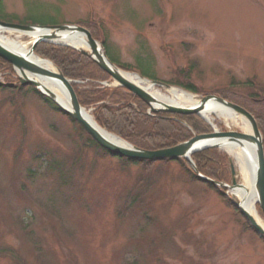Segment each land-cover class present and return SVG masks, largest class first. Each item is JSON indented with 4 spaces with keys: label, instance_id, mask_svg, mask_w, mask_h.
<instances>
[{
    "label": "rangeland",
    "instance_id": "obj_1",
    "mask_svg": "<svg viewBox=\"0 0 264 264\" xmlns=\"http://www.w3.org/2000/svg\"><path fill=\"white\" fill-rule=\"evenodd\" d=\"M0 12L18 25L98 27L116 65L202 92L193 96L251 103L264 93V0H4ZM12 33L4 35L31 48L32 37ZM182 71L194 82H179ZM19 78L0 64V83ZM251 79L262 93L245 86ZM213 121L212 132L246 133ZM79 132L36 94L0 90V250L24 264H264V240L183 164L125 168L98 158ZM216 150L231 185L232 157ZM15 262L0 255V264Z\"/></svg>",
    "mask_w": 264,
    "mask_h": 264
},
{
    "label": "trees",
    "instance_id": "obj_2",
    "mask_svg": "<svg viewBox=\"0 0 264 264\" xmlns=\"http://www.w3.org/2000/svg\"><path fill=\"white\" fill-rule=\"evenodd\" d=\"M3 2L4 0H0V7ZM81 26L88 29L94 39L102 42L107 57L113 64H115L108 52V40L103 36L101 30H99L98 27L89 26L88 24H81ZM36 54L41 58L52 62L62 71L66 78L74 82L73 86L81 106L87 110H93L94 120L100 127L139 149L148 151L169 149L187 142L193 138L194 134L203 135L212 133L211 126L205 123L200 125L196 116L163 113L157 115L149 114V107L127 90L121 87L104 86L103 84L110 83L112 78L102 71L93 60L82 55L79 51L73 48L42 43L37 47ZM0 64H4L7 68L13 69L10 64L2 59H0ZM116 66L126 72H135L133 67L129 65L121 64ZM232 86L235 87V84H232ZM245 86L255 89L259 94L262 93V87L256 83V79L249 80ZM0 90H17L25 97L30 94H36L44 103L53 107L56 112L66 116L74 126L80 129L79 133L81 139L84 138L86 140L87 148L97 152L96 156L98 158L112 157L118 160L125 168L138 165L142 166L145 171L152 169L151 167H154L156 163L134 161L124 157L114 156L112 153L99 146V144L79 125L78 122H76L70 115L63 112L52 100L41 95L34 86L21 87L0 83ZM184 90L192 94H202L200 90L193 86ZM218 94H220V97L223 99L239 105L251 113L258 123L264 140V93L260 94L258 98H252L251 103H249L247 99L230 98L228 95H224L223 92H218ZM225 159L226 157L220 155L216 149L205 150L193 156V160L196 163L199 172L218 182H224L228 176ZM161 162L166 164H183L191 180L202 183L207 189L213 190L222 196L224 201L245 219L248 228L260 237L259 234L254 231L248 220L243 216L242 212L232 203L230 197L226 195V190L201 181L185 160H165ZM3 254H12L16 261L15 264H24L13 255L14 253H12L11 250H0V255Z\"/></svg>",
    "mask_w": 264,
    "mask_h": 264
},
{
    "label": "water",
    "instance_id": "obj_3",
    "mask_svg": "<svg viewBox=\"0 0 264 264\" xmlns=\"http://www.w3.org/2000/svg\"><path fill=\"white\" fill-rule=\"evenodd\" d=\"M0 29H2L3 31L21 32L26 34L27 36H29L30 33H35V32L43 33V35L40 38H38L36 41L33 42L27 54H22L19 52L17 53L11 52L2 45H0V59L4 60L6 63L13 66V68L20 73L18 86L21 87L34 86L41 95L52 100L63 112L70 115L76 122H78L79 125L82 128H84L85 131L99 144V146L109 151L114 156L124 157L134 161H148V162H157V161H165V160H185L191 166L194 173L201 181L214 185L218 188L227 190L226 195L230 197L232 203L242 212L243 216L248 220L254 231L257 234H259V236L264 240V229L255 221V219L248 213V211L245 210V208H243L242 204L234 196L231 195L234 191H239L244 188L243 183L238 179V170H237L238 168L236 169V166L238 164L237 160L234 158L230 159V166L232 172L231 185L217 182L202 175L199 172L193 160V156L195 154L203 152L205 150H209V149L221 150V146L219 143L214 144L216 142L226 141L230 144L239 145L241 148L244 149L248 145L254 146L256 151V159H257L255 188L259 195L260 208L264 213V140L255 117L251 113H249L246 109L217 96H201V97L195 96L199 100V104L192 107H175L158 101L154 96L149 94L146 90L142 89L141 87L129 81L124 75L127 74V72L123 71L109 60V58L106 55L103 44L97 41L96 39H94L93 35L88 29L81 26H77V25H61L55 27L27 26V25L10 24L0 21ZM78 35H82L87 39L89 45L88 50L77 49L75 47H71L69 45L59 42V40H62L69 36L72 37ZM42 43L67 46L79 51L82 55L87 56L88 58L93 60L100 67L102 71H104L112 78V81L109 83L110 85H114V87H121L127 90L128 92H130L132 95L139 98L149 107V114L151 115H157L160 113L172 114V115L176 114L182 116L197 115L205 119L202 113L206 110L208 104L215 103L229 110L233 114L246 120V122L250 126L251 133L249 134V133L236 132V131L219 132L214 130L213 133L210 134H203V135L194 134L193 138H191L187 142L181 143L173 148L157 150V151L142 150L129 144L124 140L123 141L127 144V146L124 147L118 146L112 143L111 141H109L107 138H105L99 132V130L87 120L86 117L87 111L85 108L81 106L79 102L78 96L73 86L74 82L72 80L66 78L62 73V71L52 62L50 63L56 69L57 71L56 73L47 71L30 60V57L36 56V49ZM29 75L33 77L44 76L61 82L66 87L70 98V110L64 108L59 103L57 96L53 92L44 88L38 81L31 78ZM151 83L159 88L167 90L168 92L174 89L172 86L160 82L152 81ZM95 124L100 129H103L97 124L96 121ZM113 136L117 137L116 135Z\"/></svg>",
    "mask_w": 264,
    "mask_h": 264
},
{
    "label": "bare ground",
    "instance_id": "obj_4",
    "mask_svg": "<svg viewBox=\"0 0 264 264\" xmlns=\"http://www.w3.org/2000/svg\"><path fill=\"white\" fill-rule=\"evenodd\" d=\"M5 32L13 34L12 32L14 31H3L2 29H0V45H2L11 52H19L22 54L28 53V49L25 48V46H23L17 39H15L13 35L5 36ZM42 35L43 33L40 32L29 34V36L32 37L34 41H36ZM59 42L69 45L71 47H75L77 49H89L88 41L82 35L72 37L69 36L62 40H59ZM30 60L47 71L53 73L57 72L50 62L44 61L43 59L37 56L30 57ZM124 75L129 81L146 90L149 94H151L158 101L164 104L175 107H192L199 104V100L195 96L190 95L182 90L173 89L168 92V95H165L162 94V92L157 88V86L153 85L151 82L142 79L139 75L135 73H127ZM29 76L38 81L44 88L53 92L57 96L59 103L64 108L70 110V98L66 87L61 82L44 76ZM202 115L205 120H207L212 125L214 124L213 116L216 115L218 118L223 119L226 123L238 126L246 133H251L250 126L246 122V120L215 103L208 104L206 110L202 113ZM86 117L87 120L92 125H94L99 130V132L109 141L118 146H127V144L123 140L113 135H110L103 129H100L95 124L94 118L91 117L88 112H86ZM217 143L220 144L221 150L225 151L230 157L237 160V167L240 170V174L242 176L244 188L239 191H234L231 195L234 196L242 204L243 208H245V210H247L248 213L255 219V221L264 229V218L259 212L260 199L258 192L255 188V175L257 170L255 147L248 145L244 149L241 148L239 145L230 144L226 141L216 142L214 144Z\"/></svg>",
    "mask_w": 264,
    "mask_h": 264
},
{
    "label": "flooded vegetation",
    "instance_id": "obj_5",
    "mask_svg": "<svg viewBox=\"0 0 264 264\" xmlns=\"http://www.w3.org/2000/svg\"><path fill=\"white\" fill-rule=\"evenodd\" d=\"M182 73H183V71H182ZM176 74H178L177 72H176ZM182 76L181 77H179V78H177V80L180 82L181 80L180 79H182V80H184V82H194L193 81V79H194V77H192L191 75H189V74H181ZM195 80V79H194Z\"/></svg>",
    "mask_w": 264,
    "mask_h": 264
}]
</instances>
